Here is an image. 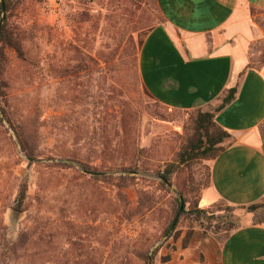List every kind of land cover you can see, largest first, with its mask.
<instances>
[{
    "label": "rangeland",
    "instance_id": "1",
    "mask_svg": "<svg viewBox=\"0 0 264 264\" xmlns=\"http://www.w3.org/2000/svg\"><path fill=\"white\" fill-rule=\"evenodd\" d=\"M250 19L246 68L264 75V13L250 10ZM5 21L22 35L30 66L9 51L2 66L0 264H148L152 256L158 264L177 236L197 230L221 244L225 232L206 226L251 224L246 209L217 201L203 227L180 216L163 239L175 200L185 198L187 210L209 187L211 161L181 168L164 186L158 174L175 163L190 117L211 110L170 109L143 89L138 50L163 23L155 0H22ZM258 132L263 138L264 121Z\"/></svg>",
    "mask_w": 264,
    "mask_h": 264
},
{
    "label": "crops",
    "instance_id": "2",
    "mask_svg": "<svg viewBox=\"0 0 264 264\" xmlns=\"http://www.w3.org/2000/svg\"><path fill=\"white\" fill-rule=\"evenodd\" d=\"M163 23L143 38L137 56L140 82L158 104L184 112L217 109L232 143L210 162L209 187L200 207L222 201L248 206L264 197V75L246 68L252 37L250 10L264 0H155ZM158 264H264V224L241 225L220 244L193 230L175 237Z\"/></svg>",
    "mask_w": 264,
    "mask_h": 264
},
{
    "label": "trees",
    "instance_id": "3",
    "mask_svg": "<svg viewBox=\"0 0 264 264\" xmlns=\"http://www.w3.org/2000/svg\"><path fill=\"white\" fill-rule=\"evenodd\" d=\"M15 3L16 7H20L22 5V0H4L5 11L8 13L13 4ZM22 35H18L15 32L12 33L6 21L3 24L1 33H0V100H3V92L5 90V81L3 78L2 66L7 63L6 53L9 51L15 54V60L21 63L23 66H30L29 60L26 58L23 47H22ZM235 94V89H230L226 97L224 98L222 105L217 109H210L211 111L201 112L198 111L195 113V116L190 117L189 122L184 127L185 138L182 142L179 152L176 156L175 163L168 164L164 171L158 176L162 179V185L164 186L167 182H170L171 176L179 171L181 168H190V166L200 163L201 161H213L216 159L227 146H223V142L225 139L229 138L230 135L221 129L215 122V115L220 111L224 105L228 104ZM200 110V109H198ZM194 111V110H193ZM21 139V137L19 136ZM22 144V152L25 154L26 158L33 159L32 154L27 152L23 147V142L20 140V145ZM86 172H88L86 170ZM90 173V172H89ZM100 174V173H94ZM103 175V174H102ZM96 176V177H102ZM210 183V174H207V181L205 182L204 187H208ZM191 186L189 190V194L197 193L196 197H198V190L194 188V180L190 182ZM26 195V184L23 183L19 187L18 195L15 200L14 211L20 212L25 200ZM182 197L183 195L180 194ZM200 198H196L189 204V208L186 210L185 207L182 210L180 216L184 217L187 221L191 222V224H196L200 227H203L204 222H206L207 214L209 208L202 209L198 207ZM176 207L173 212V220L179 209V201L175 200ZM184 203H187L184 198ZM238 207V206H237ZM238 208L246 209V212L251 214V225H263L264 224V206L258 201L254 204L248 206H239ZM172 220V221H173ZM172 223V222H171ZM240 226L228 223L222 225V228L215 227L211 229L206 226V230H210L214 235L222 232H225L227 237L229 234L238 229ZM226 237V238H227ZM146 259V258H145ZM150 264H153V256L150 260Z\"/></svg>",
    "mask_w": 264,
    "mask_h": 264
},
{
    "label": "water",
    "instance_id": "4",
    "mask_svg": "<svg viewBox=\"0 0 264 264\" xmlns=\"http://www.w3.org/2000/svg\"><path fill=\"white\" fill-rule=\"evenodd\" d=\"M0 13H1V16H0V33H1L3 24H4L5 20H6V11H5L4 0H0ZM262 146H263V150H264V137L262 138ZM83 172L86 173V174L92 175V176H100V175H102V174L89 173V172H86V171H83ZM183 209H184V202L180 198L179 199L178 212H177L174 220L172 221L170 227L168 228V230L164 234L163 239H166L169 236V234L173 231V229L175 228V226H176V224L178 222V219L180 217V214H181ZM150 260H151V257L148 258V264H150Z\"/></svg>",
    "mask_w": 264,
    "mask_h": 264
}]
</instances>
